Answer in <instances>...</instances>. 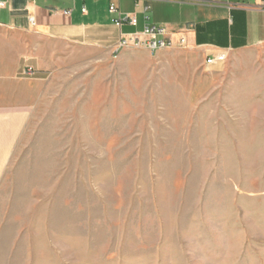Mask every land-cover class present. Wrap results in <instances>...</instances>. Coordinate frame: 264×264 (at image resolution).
Instances as JSON below:
<instances>
[{
  "label": "rangeland",
  "instance_id": "1",
  "mask_svg": "<svg viewBox=\"0 0 264 264\" xmlns=\"http://www.w3.org/2000/svg\"><path fill=\"white\" fill-rule=\"evenodd\" d=\"M112 50L61 52L38 85L0 264H264V46Z\"/></svg>",
  "mask_w": 264,
  "mask_h": 264
},
{
  "label": "crops",
  "instance_id": "2",
  "mask_svg": "<svg viewBox=\"0 0 264 264\" xmlns=\"http://www.w3.org/2000/svg\"><path fill=\"white\" fill-rule=\"evenodd\" d=\"M54 1L5 0L0 9V187L37 105L38 85L63 59L61 52L87 45L110 49L122 33L148 24L167 27L175 38L190 27L187 47L205 57L264 46V0L239 7L231 6L236 0H64L59 7ZM111 4L123 15H136L137 24L115 25L118 13L109 12Z\"/></svg>",
  "mask_w": 264,
  "mask_h": 264
},
{
  "label": "built area",
  "instance_id": "3",
  "mask_svg": "<svg viewBox=\"0 0 264 264\" xmlns=\"http://www.w3.org/2000/svg\"><path fill=\"white\" fill-rule=\"evenodd\" d=\"M211 2H217V0H210ZM246 0H236V3L231 6L239 7ZM6 6L5 0H0V9H4ZM85 11V8L82 9ZM109 12H117L118 17L113 21L115 25L122 27L123 24L136 25L138 18L134 14L126 13L122 14L118 12L119 8L115 4H111ZM63 14H69V10H64ZM35 20L30 16V23L34 24ZM190 27H186L185 30L179 32L178 38H175L167 27L158 25H146L141 31H134L130 33H122L119 40L114 44L112 52L118 55L122 50L128 48H146L151 52L164 50L166 48H174L183 46L186 47L188 44V38L186 31H190ZM227 59V53H219L215 56H207L205 61L208 65H213L219 62H224Z\"/></svg>",
  "mask_w": 264,
  "mask_h": 264
}]
</instances>
